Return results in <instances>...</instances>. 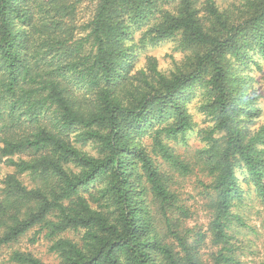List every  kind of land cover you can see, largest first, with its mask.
I'll use <instances>...</instances> for the list:
<instances>
[{"label": "trees", "instance_id": "trees-1", "mask_svg": "<svg viewBox=\"0 0 264 264\" xmlns=\"http://www.w3.org/2000/svg\"><path fill=\"white\" fill-rule=\"evenodd\" d=\"M84 2L93 9L80 24ZM166 40L186 52L174 67L151 56L136 66ZM261 58L264 0H0V167H14L1 188L0 254L36 228L32 241L47 238L57 264H244L231 230L245 224L237 169L264 206V108L251 75ZM195 97L212 122L197 151L222 245L211 263L163 167L192 172L171 142L195 127ZM9 255L46 264L31 251Z\"/></svg>", "mask_w": 264, "mask_h": 264}, {"label": "rangeland", "instance_id": "rangeland-1", "mask_svg": "<svg viewBox=\"0 0 264 264\" xmlns=\"http://www.w3.org/2000/svg\"><path fill=\"white\" fill-rule=\"evenodd\" d=\"M92 5L88 2H84L80 6L79 23H86L92 14ZM177 43L174 40H166L159 45L149 47L144 50L136 64L138 68L146 65L148 57H155L161 68L169 70L174 67L176 61H180L186 52L177 50ZM258 57V55H256ZM264 59L260 61L264 63ZM251 75L258 80L255 85L260 89L261 105L264 108V64L263 70L257 71L256 68L251 70ZM260 80V82H259ZM263 81V82H261ZM199 98L195 97L190 104V110L194 115L196 122L195 127L192 130L187 131L184 136L176 141L171 142L175 151L182 155V159L191 163L192 172L189 174H182L178 169H174L171 165L165 161L163 167L173 176V188L178 194L179 204L183 205L190 212L191 217L186 221V229L190 230V234L195 236L199 232L206 233V242L201 250L202 259L206 263H211L212 253L216 252L222 247L213 243L212 232L209 227L211 220V208L208 203L207 190L204 189L201 182H209V177L206 175V171L200 164L197 151L204 146L203 131L206 127L212 124L206 115H203L198 111ZM264 121L259 122V125ZM143 142L147 145L151 144L152 139L147 134L142 138ZM23 158H27L28 155H23ZM18 159V157H16ZM14 167L2 164L0 167V200H1V188L3 186V180L7 174L13 173ZM140 175L138 183L142 188L145 186L146 177L142 176V171L138 169L136 176ZM244 169H237V176L242 179L244 187V200L235 207V212L244 219L245 224H241L238 221H234L231 234L234 237L232 243L235 246V251L239 259L244 264H264V206L261 203L258 195L255 191L253 184L244 183L245 177ZM21 179L25 184L31 185V177L27 173L22 174ZM137 178V177H136ZM145 202L150 205L153 213H157V205L153 202L151 193L145 194ZM158 231L161 236H164L165 229L163 222L160 220ZM36 228H33L27 232L17 243L11 248H5L0 254V264L7 263L9 259V253L12 249H21L24 251H31L34 255L41 258L46 264H57L59 262L56 254L50 252L49 247L51 242L41 236L36 242H33V237L36 235ZM71 237H77L72 233L68 234ZM234 252V251H233Z\"/></svg>", "mask_w": 264, "mask_h": 264}]
</instances>
